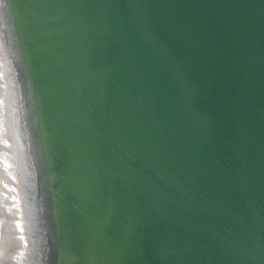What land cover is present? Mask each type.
I'll use <instances>...</instances> for the list:
<instances>
[{
  "label": "water",
  "instance_id": "obj_1",
  "mask_svg": "<svg viewBox=\"0 0 264 264\" xmlns=\"http://www.w3.org/2000/svg\"><path fill=\"white\" fill-rule=\"evenodd\" d=\"M0 206L1 264H264V0H0Z\"/></svg>",
  "mask_w": 264,
  "mask_h": 264
},
{
  "label": "bare ground",
  "instance_id": "obj_2",
  "mask_svg": "<svg viewBox=\"0 0 264 264\" xmlns=\"http://www.w3.org/2000/svg\"><path fill=\"white\" fill-rule=\"evenodd\" d=\"M3 213H4V211H3V209H1V206H0V226H1V223L3 221L2 218L5 217V215H3ZM0 233H1V228H0ZM4 234H6V233H4ZM4 241H5L4 238L3 239L0 238V264L2 263V261H1L2 257H4V254L6 252H8V246H7L8 244L3 243Z\"/></svg>",
  "mask_w": 264,
  "mask_h": 264
}]
</instances>
